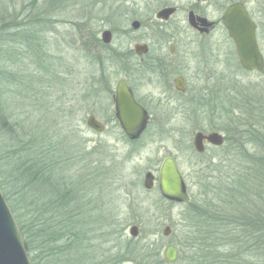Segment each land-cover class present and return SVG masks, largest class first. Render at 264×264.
I'll return each instance as SVG.
<instances>
[{"label": "rangeland", "instance_id": "374dc122", "mask_svg": "<svg viewBox=\"0 0 264 264\" xmlns=\"http://www.w3.org/2000/svg\"><path fill=\"white\" fill-rule=\"evenodd\" d=\"M260 1L264 9V0ZM247 2L249 9L256 13L257 0ZM1 3L10 8H17L15 15H20L19 22H25L24 17L30 14L33 18L28 22L34 21V17L43 19L35 23L38 26L36 34L44 38V42L46 40L45 47L38 50L35 48L36 52L31 51L32 55L22 60L24 65L20 70V77L18 76L20 80L25 77L27 80L30 77L35 78L37 83L42 78L43 85L37 87L43 88V94L35 87L24 90L23 83L17 87L12 85L7 95L2 98L4 108L10 116L13 114L9 121L18 119L22 127H17L20 134H23V130L27 132L31 129L37 134L46 128L49 133L59 132L61 138L67 142V147L77 144V154H81L84 160L78 163L80 168L75 167L76 160L71 163H76L72 164L76 171L81 169L80 174L90 173L93 178L87 176L93 182L90 185L91 194L89 192L92 203L89 208H84L82 213L88 238L81 246L83 248L79 249V255L70 257L73 253L68 252L51 255L45 251L39 254V259L37 257V264H75L76 260L78 264H144L141 260H144L142 256H146V251H132L135 240L142 239V245L156 240L162 245L163 253L168 244L176 246L172 241V234L175 231L179 234V231L184 229L186 221L183 212L186 211L185 204L188 202H162L157 183L152 190L145 188L146 172L153 171L157 175L163 159L173 156L180 166L187 186L194 187L198 170L203 167L205 170L209 169L206 167L208 160L213 158L216 164L225 155L239 153L230 141H226L220 147L211 146L198 160L190 146L198 129H216L226 134L225 130L229 129L233 118V110L239 111L238 107L245 104V98L242 96L246 93L250 92L247 100L259 99L258 106H264V71L261 73L242 70L234 43L226 34H216V51L218 48L221 57L229 61L231 79L221 81V76V80L217 77L216 84L221 87V93L215 98V110H209L206 114L188 110L175 113L152 107V121L149 127L139 140L131 142L116 125V121L112 120L111 99L104 97L106 111L100 113L98 107L102 104L105 94L98 91L96 96L93 89L90 95L88 86L92 83L90 80L94 78L97 67L92 57L104 58L106 53L101 45L93 42L92 33L102 30V20L108 19L110 26L107 28L114 26L118 29V25H124L133 15L124 16L126 9L119 15L111 10H102V4H96L97 0H0ZM31 3H34L33 8ZM29 7L32 11H29ZM135 18L140 19L141 16L135 15ZM255 20L260 24L258 41L264 54V11L263 15L256 13ZM17 39L21 43L23 36L19 35ZM124 46L128 47L127 43ZM50 59L53 64H50ZM44 64L49 68L42 67ZM103 67L109 73L114 72L112 68H107V64ZM224 68L222 65V72ZM54 79L63 81V84L58 85L59 82ZM228 84L230 90L223 91L224 86L227 87ZM148 90L157 95V91L153 89V92L151 87H143L141 92L147 93ZM87 93L89 96H86ZM27 96L29 98H26ZM90 110L106 123L107 129L104 132H97L86 123ZM257 119L252 114V121ZM27 139L28 136H25L24 141ZM6 140L0 134V157H5L9 150ZM251 142L253 140L246 145ZM257 143L253 142L246 147L250 152L260 150L262 143L260 140ZM246 147L244 148L247 149ZM0 164L2 173L7 174L8 170H13V166L9 167L10 164L4 158ZM133 224L139 226V234L136 237L130 235V227ZM167 225L171 226L170 236L163 234Z\"/></svg>", "mask_w": 264, "mask_h": 264}, {"label": "trees", "instance_id": "16d2710c", "mask_svg": "<svg viewBox=\"0 0 264 264\" xmlns=\"http://www.w3.org/2000/svg\"><path fill=\"white\" fill-rule=\"evenodd\" d=\"M30 6L33 8L34 3ZM16 11L14 6L0 4V134L9 147L0 161L4 158L9 167L13 166L7 174L0 167V186L28 243L31 261L37 264V257L45 251L51 255H79L88 238L82 213L92 203L89 192L93 182L87 178H92L90 173L80 174L81 169H75L84 160L77 154V144L67 147L59 132L49 133L46 128L37 134L33 129L20 134L18 119L9 121L13 114L10 116L4 108L2 98L12 85L23 83L24 90L36 88L43 94V88L37 87L41 77L39 84L32 77L19 78L22 60L29 58L31 51L36 52L35 48L46 46V40L36 34L35 23L43 19L34 17V21L28 22L33 18L30 14L24 17L25 22H19ZM19 35L23 36L21 43ZM42 67L49 68L45 64ZM55 81L63 84L61 80ZM248 93L241 94L245 104L238 107L239 111L233 110V118L237 119L232 118L229 129H223L225 142L230 141L239 153L225 155L216 164L213 158L208 160L209 169L198 170L194 187L187 186L190 200L183 212L186 225L179 234H172L178 260L167 261L156 240L143 245L142 239L135 240L132 251H146L141 260L144 264H264V106H258L259 99L247 100ZM252 114L256 119L262 118L253 122ZM25 136L28 139L24 141ZM251 139L255 143L260 140V150L249 151L246 146L253 142L246 144ZM160 200L167 202L161 194Z\"/></svg>", "mask_w": 264, "mask_h": 264}, {"label": "flooded vegetation", "instance_id": "af4514ba", "mask_svg": "<svg viewBox=\"0 0 264 264\" xmlns=\"http://www.w3.org/2000/svg\"><path fill=\"white\" fill-rule=\"evenodd\" d=\"M247 1L97 0L96 4H102V10H111L119 15L123 12L122 10L126 9L124 16L133 15L129 19L130 25L128 21L124 25H118L120 27L118 29L114 26H111V29L107 28L110 26L108 19L102 20V30L92 33L93 42L101 45L106 52L104 58L92 57L96 61L94 63L97 64L96 74L90 80L92 83L88 86L89 90L87 88L89 94L93 89L96 91V96L99 94L98 91L105 94L102 97V104L98 107L99 112L103 114L106 111L104 99H111L112 120H115L116 125L122 130L116 117V95L122 81L150 116L147 127L139 138L131 139L122 130L131 142L139 140L149 127L152 121V107L175 113L188 110L206 114L209 110L214 111L215 98L221 93V87L216 84L217 77L220 80L222 78L221 81L231 79L230 63L221 57L222 54L218 48L216 51L215 36L226 34L233 42L223 17L227 9L235 3H242L245 6L255 21L258 35L260 24L255 20V14L263 15V3L257 0V9L254 13L249 9ZM135 15L141 18H135ZM105 31L110 32L107 35L108 42L105 41L103 35ZM125 43L128 47L124 46ZM104 64H107V68H112L114 72L109 73L104 70ZM222 65L225 66L223 72ZM143 87H151L152 90L157 91V95H153L151 90L142 93ZM227 90H230L229 84L223 89V91ZM86 96H89L88 93ZM88 113L86 123L89 116L93 114L104 126L102 131L104 132L107 129L106 123L100 120L95 112L90 110ZM200 131L209 133L216 129L209 131L198 129L194 136ZM222 134L225 137V134ZM193 140L194 138L190 149L198 160L211 146L220 147L205 140V150L199 152L195 149ZM178 168L181 170L179 165Z\"/></svg>", "mask_w": 264, "mask_h": 264}, {"label": "water", "instance_id": "95a60500", "mask_svg": "<svg viewBox=\"0 0 264 264\" xmlns=\"http://www.w3.org/2000/svg\"><path fill=\"white\" fill-rule=\"evenodd\" d=\"M224 24L228 29L229 36L232 38L238 60L241 66L248 71L264 70V54L258 41L257 27L255 21L242 3L231 5L224 17ZM109 31L104 32L105 41L108 42ZM116 117L118 118L122 130L131 139L141 136L150 116L146 110L135 100L131 90L122 81L119 84L116 95ZM88 125L102 132L104 126L97 121L92 114L88 118ZM222 146L225 137L218 131L209 133L197 132L194 136L193 144L197 151L205 150L204 141ZM158 183L163 197L181 203L190 200L187 184L183 174L178 168L174 157L167 156L163 159L158 174L147 171L144 177V186L147 190H152L155 183ZM171 226L167 225L163 231L165 236L171 235ZM139 226L133 224L130 227V235L138 236ZM164 258L173 263L179 258V251L173 244H168L164 250ZM0 264H33L30 259L29 246L24 238L22 231L15 219L9 206L7 198L0 186Z\"/></svg>", "mask_w": 264, "mask_h": 264}]
</instances>
